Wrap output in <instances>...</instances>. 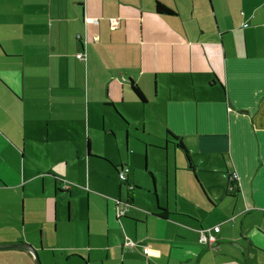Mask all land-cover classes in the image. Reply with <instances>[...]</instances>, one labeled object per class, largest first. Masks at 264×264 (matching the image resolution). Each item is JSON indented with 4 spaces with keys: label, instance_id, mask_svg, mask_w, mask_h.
I'll use <instances>...</instances> for the list:
<instances>
[{
    "label": "crops",
    "instance_id": "0c3cea01",
    "mask_svg": "<svg viewBox=\"0 0 264 264\" xmlns=\"http://www.w3.org/2000/svg\"><path fill=\"white\" fill-rule=\"evenodd\" d=\"M15 244L41 264H264V0H0V246Z\"/></svg>",
    "mask_w": 264,
    "mask_h": 264
},
{
    "label": "built area",
    "instance_id": "2783aa9c",
    "mask_svg": "<svg viewBox=\"0 0 264 264\" xmlns=\"http://www.w3.org/2000/svg\"><path fill=\"white\" fill-rule=\"evenodd\" d=\"M129 170L126 167H121V169L118 172V180L120 183H126L127 180V174H128ZM63 186L64 189H67V183L66 182H60ZM229 191H231V189H229ZM115 202H117V206L119 205V202L116 200ZM126 211V208H118L116 209V215L117 218H121L124 216ZM200 242H209V243H214V239L211 236L206 235L205 231H201L200 232ZM126 246L127 247H131L132 243L131 242H126Z\"/></svg>",
    "mask_w": 264,
    "mask_h": 264
},
{
    "label": "rangeland",
    "instance_id": "374dc122",
    "mask_svg": "<svg viewBox=\"0 0 264 264\" xmlns=\"http://www.w3.org/2000/svg\"><path fill=\"white\" fill-rule=\"evenodd\" d=\"M117 150H118L117 148H110V149L107 150V153H109L112 157H115V156L118 155V151ZM132 151H133V154L137 155V157H138V159H137L138 165H140L141 170H142V168H144V162L145 161H146V165H147V157H146L147 152L145 151V147L140 145V144H138L132 149ZM122 152H124V148H123ZM95 168H98L97 171H98L99 174L103 173V175H105V176L106 175L107 176L110 175L108 173L110 171V169L108 167H102V166H100L98 164H95ZM115 177H116V173H115Z\"/></svg>",
    "mask_w": 264,
    "mask_h": 264
},
{
    "label": "trees",
    "instance_id": "16d2710c",
    "mask_svg": "<svg viewBox=\"0 0 264 264\" xmlns=\"http://www.w3.org/2000/svg\"><path fill=\"white\" fill-rule=\"evenodd\" d=\"M157 12L158 13H168V11L165 9V8H163L162 6H160L159 4H157ZM132 92L134 93V95L137 97V99H139L140 101H143V97H142V95H141V93H140V91L138 90V88L136 87V86H132ZM180 149H181V151H183V153L185 154V156H186V159L188 160V155H187V153H186V151H185V148H184V146L180 143V147H179ZM236 186H237V183H236V181H235V177H230L229 178V184H228V188H227V192L228 193H230V192H233V190H234V188H236ZM229 189H231V191H229Z\"/></svg>",
    "mask_w": 264,
    "mask_h": 264
},
{
    "label": "water",
    "instance_id": "95a60500",
    "mask_svg": "<svg viewBox=\"0 0 264 264\" xmlns=\"http://www.w3.org/2000/svg\"><path fill=\"white\" fill-rule=\"evenodd\" d=\"M0 250H23L31 253L34 257L35 264H41L38 254L34 248L25 244H15V245H7V246H0Z\"/></svg>",
    "mask_w": 264,
    "mask_h": 264
}]
</instances>
